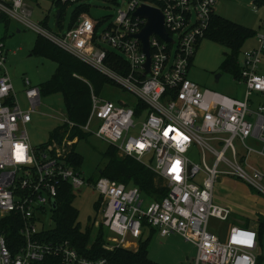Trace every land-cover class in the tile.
Returning <instances> with one entry per match:
<instances>
[{
	"label": "built area",
	"instance_id": "2783aa9c",
	"mask_svg": "<svg viewBox=\"0 0 264 264\" xmlns=\"http://www.w3.org/2000/svg\"><path fill=\"white\" fill-rule=\"evenodd\" d=\"M86 1L59 3L88 7ZM102 1L116 5L104 29L99 30L103 20L81 13L72 26L53 34L30 21L31 10L24 0H0V20L9 16L23 23L133 97L117 102L103 99L90 86L85 122L76 123L66 115L61 119L63 135L53 137L35 154L25 126L37 112L40 89L24 76L26 106L22 107L0 41V264H108L103 257L80 254L67 240L52 239L51 230L45 229L43 216L49 210L55 216L59 193L66 185L74 196L84 187L98 193L103 201L101 224L118 240L115 247L133 243L131 239L140 237L148 226L161 236L175 233L192 243L193 264H256V228L233 225L221 238L208 229V219L227 220L230 215L227 207L212 199L220 176L234 177L264 195V172L251 161L252 155L264 157V105L253 108L249 102L253 93H264V15L255 46L242 50L237 58L240 72L234 79L244 86L243 98L238 99L201 88L188 78L217 0ZM141 5L162 13L171 39L149 35L148 71L142 42L135 37L147 21L134 14ZM250 7L257 12L260 6L254 1ZM76 128L154 171L167 194L147 200L135 185L100 173L96 179L85 177L72 161V147L79 140L77 134L71 137ZM193 148L201 151V164L189 159ZM205 152L212 156L211 163L205 160Z\"/></svg>",
	"mask_w": 264,
	"mask_h": 264
},
{
	"label": "rangeland",
	"instance_id": "374dc122",
	"mask_svg": "<svg viewBox=\"0 0 264 264\" xmlns=\"http://www.w3.org/2000/svg\"><path fill=\"white\" fill-rule=\"evenodd\" d=\"M252 2L254 0H217L214 6V15L256 30L259 20L263 17L264 8L260 6L258 11L254 12L250 7ZM86 3L88 4L86 10L79 12L75 18L77 19L81 13H84L92 19L103 20L99 30L104 29L109 24L116 5L111 1L102 0H87ZM24 4L31 10L30 21L53 34L69 28L73 22L76 9L82 5V3L64 5L60 4L59 0H24ZM57 9H61L62 13L59 26L55 25V12ZM39 38L41 37L35 31L9 16H4L0 20V41L3 42L8 54L6 68L11 77L14 92L22 107L26 106L23 99V77H28L32 85L39 87L42 83L51 79L58 66L57 61L51 57L33 51ZM254 38L255 36H252L247 39L241 49L251 46L255 41ZM233 51L232 46L226 41H218L212 37L203 38L196 47V52L189 65L188 78L196 82L201 88L240 98L243 87L239 88L234 79V68L224 67ZM94 92L100 98L115 102L119 99L133 100V97L127 91L109 81L105 82L101 89ZM40 100L37 112L32 114L31 121L25 126L29 144L34 149L35 154L39 153L43 145L50 142L53 138L51 133L56 127H63L61 119L67 115L61 93L43 94ZM252 100L253 105L261 101L258 97L251 96L249 100L251 106ZM246 142L249 143V140H246ZM234 144L237 150L240 149L237 141ZM110 147L113 146L104 140L86 134L85 137H79L78 142L73 145L72 157L78 163L77 167L84 172L85 177L96 179L99 176V170L106 165L103 154ZM109 150L115 152L120 158L125 157L123 153L114 147ZM188 157L190 160L201 164L202 153L199 149L193 148L188 153ZM204 158L208 163H211L212 156L208 152L204 153ZM249 191L252 197L250 202H246L249 210L254 211L252 209L258 207V205L264 206V195L251 187H249ZM97 200L102 203L98 208L95 207ZM72 206L77 210L75 223L81 231L89 230L90 242L95 240L97 233H99L98 237H100L99 240L103 241L104 248L105 245L111 248L118 243V240H115L113 236L114 234L101 224L103 201L99 199V195L94 189L84 187L80 192H75ZM233 217L232 214L227 220L210 217L208 219V229L223 238L231 223L239 224ZM250 218H253L254 221L256 216L253 215ZM43 221L45 229H54L55 221L51 210L43 216ZM260 233V243L256 251V264H264V227L261 228ZM145 239H147V256L154 262L159 264L194 263L196 248L192 243L189 242L188 246L185 245L183 243L185 240L176 234L161 236L157 229H151L148 226L142 229L140 237L131 239L134 241L133 243L124 242L123 247L114 246L112 249L105 248V250L123 248L135 251L138 248L139 241ZM182 250L184 251L183 255H181Z\"/></svg>",
	"mask_w": 264,
	"mask_h": 264
},
{
	"label": "trees",
	"instance_id": "16d2710c",
	"mask_svg": "<svg viewBox=\"0 0 264 264\" xmlns=\"http://www.w3.org/2000/svg\"><path fill=\"white\" fill-rule=\"evenodd\" d=\"M254 1L259 6H264V0ZM86 7V5H81L76 9L72 24L76 21L75 17L79 12L86 10ZM59 11V18L57 21L55 20L56 26H59L62 15L61 9ZM256 30L212 15L205 37L226 41L232 46L234 51L224 67L234 68V78H237L240 72L237 58L241 46L247 39L255 36ZM33 51L51 57L58 64L51 79L39 86L40 94L61 93L68 118L76 123H84L90 109V86L93 91H96L101 89L103 84L109 80L42 37L38 39ZM62 129L61 126L56 127L51 135L54 138H60L63 135ZM76 134L80 138L86 136L78 128L72 131L71 137ZM110 148L103 154L106 165L100 169L101 175L127 185L137 186L147 200H159L167 194V188L163 185L162 179L154 171L129 156L120 158L115 152L109 150ZM72 161L78 166L74 158ZM73 199L74 195L69 186L66 185L59 193L60 205L55 210V227L48 233L52 239L67 240L80 254L90 258L103 257L108 264H159L147 256V239L140 240L135 251L123 248L105 250L102 245L103 241L99 240V233H97L95 240L90 242L89 230L81 231L75 223L77 210L72 206ZM101 205L100 200H97L95 207L98 208ZM258 223L261 230L264 227V216L258 217Z\"/></svg>",
	"mask_w": 264,
	"mask_h": 264
},
{
	"label": "crops",
	"instance_id": "0c3cea01",
	"mask_svg": "<svg viewBox=\"0 0 264 264\" xmlns=\"http://www.w3.org/2000/svg\"><path fill=\"white\" fill-rule=\"evenodd\" d=\"M260 20H259V22H260ZM258 26H259V24H258ZM258 26H257V28H258ZM254 46H255V41L248 48H251ZM245 49H247V48H245ZM245 49H241L240 52L242 50H245ZM6 53H7V51H6ZM261 70L264 72V55H263ZM237 83H238L239 88L243 87L242 92H240V98L238 97V99H242L243 95H244V86L240 82H237ZM238 93H239V91H238ZM251 96L258 97L261 100L260 102H258L255 105H253L254 103L252 100V106H251V102H250L251 107L255 108L257 105H264V102H262V101H264V93L256 92V93H253ZM251 143L254 145V147L260 148L259 143L253 142V141ZM251 161L253 162V164L258 166L264 172V157L252 155ZM251 198L252 197H251V194L249 191V186L247 184H245L244 182H242V181H240L234 177L220 176L217 178V180L215 181V183L213 185V193H212L213 202L219 206L227 207L230 210V215L232 214V216H234L233 219L235 221L239 222V224L238 223L237 224L231 223L230 226L228 227L227 231L233 225H242V226H248V227L256 228L257 231L259 230L258 240H260L261 233H260V227H259V223H258V217L264 216V206L258 205V207H255L254 209H252L254 211L249 210V208L246 206V202H250ZM252 214L254 216H256L254 221H253V218H250L251 216L253 217ZM238 217H239V219H238ZM227 231H226V233H227ZM171 235H175V233L171 234ZM176 235H178V234H176ZM217 235H219V234H217ZM183 243L188 246L189 242L184 241ZM259 243H260V241H259ZM183 254H184V251L182 250L181 255H183Z\"/></svg>",
	"mask_w": 264,
	"mask_h": 264
},
{
	"label": "water",
	"instance_id": "95a60500",
	"mask_svg": "<svg viewBox=\"0 0 264 264\" xmlns=\"http://www.w3.org/2000/svg\"><path fill=\"white\" fill-rule=\"evenodd\" d=\"M136 16L145 17L147 19L145 26L143 29L135 35V37L139 38L142 42V50L145 52L147 59L145 62L146 70L149 69V53H148V38L151 33H157L164 40H171L168 37V34L163 25V15L162 13L151 6L141 5L134 12ZM60 15L59 9L55 12V20L57 21ZM101 172V170L99 171ZM53 207H56L55 202H53Z\"/></svg>",
	"mask_w": 264,
	"mask_h": 264
}]
</instances>
